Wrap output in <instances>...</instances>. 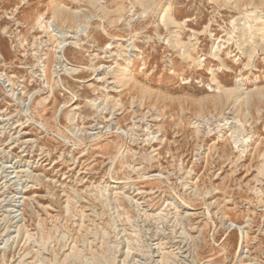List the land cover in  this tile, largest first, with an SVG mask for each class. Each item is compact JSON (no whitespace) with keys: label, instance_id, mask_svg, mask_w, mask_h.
Listing matches in <instances>:
<instances>
[{"label":"rangeland","instance_id":"374dc122","mask_svg":"<svg viewBox=\"0 0 264 264\" xmlns=\"http://www.w3.org/2000/svg\"><path fill=\"white\" fill-rule=\"evenodd\" d=\"M0 264H264V0H0Z\"/></svg>","mask_w":264,"mask_h":264},{"label":"bare ground","instance_id":"6f19581e","mask_svg":"<svg viewBox=\"0 0 264 264\" xmlns=\"http://www.w3.org/2000/svg\"><path fill=\"white\" fill-rule=\"evenodd\" d=\"M261 20V19H260Z\"/></svg>","mask_w":264,"mask_h":264}]
</instances>
